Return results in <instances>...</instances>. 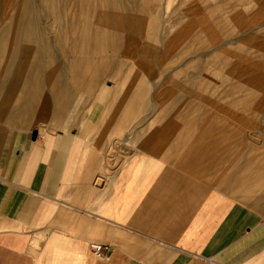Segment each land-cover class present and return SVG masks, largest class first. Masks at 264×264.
<instances>
[{
	"label": "crops",
	"instance_id": "1",
	"mask_svg": "<svg viewBox=\"0 0 264 264\" xmlns=\"http://www.w3.org/2000/svg\"><path fill=\"white\" fill-rule=\"evenodd\" d=\"M83 24L75 36L113 28ZM16 58L0 55V264H264V148L225 150L210 116L167 114L165 101L137 116L149 102L85 100L97 87L77 82L58 81V106L69 105L55 124L19 126L2 111L7 84L25 122L46 115L49 95L17 89ZM142 142L157 154L131 149ZM93 242L107 247L101 256Z\"/></svg>",
	"mask_w": 264,
	"mask_h": 264
},
{
	"label": "rangeland",
	"instance_id": "2",
	"mask_svg": "<svg viewBox=\"0 0 264 264\" xmlns=\"http://www.w3.org/2000/svg\"><path fill=\"white\" fill-rule=\"evenodd\" d=\"M111 7L113 16L105 13ZM17 18L24 23L13 42L5 33ZM82 23L113 28H99L89 38L84 28L77 37L73 32ZM0 29L2 56L9 57V50L17 57V89L43 87L49 95L46 115L22 124L13 115L20 97L15 84H7L12 101L2 111L19 126L44 132L55 124L69 105L58 106V81L67 87L77 82L97 87L83 92L85 100L149 102L137 116L153 115L162 101L170 102L167 114L210 116V128L222 129L226 138L225 150H238V144L264 148V0H0ZM64 40L81 41L48 44ZM72 64L76 76L69 72ZM31 78L34 83H27ZM68 93L71 101L76 93ZM136 148L157 154L146 142Z\"/></svg>",
	"mask_w": 264,
	"mask_h": 264
},
{
	"label": "bare ground",
	"instance_id": "3",
	"mask_svg": "<svg viewBox=\"0 0 264 264\" xmlns=\"http://www.w3.org/2000/svg\"><path fill=\"white\" fill-rule=\"evenodd\" d=\"M91 2H97L96 0H90ZM19 2V1H18ZM111 2H112V0H111ZM118 2H119V0H118ZM99 3V2H98ZM110 5H112V3H110ZM15 7V6H14ZM33 7V6H32ZM20 17V16H19ZM25 21V20H24ZM107 22H109V19H107ZM23 20H21L20 18L18 19H16V20H13V21H11V23H10V25H9V27H8V31L5 33V37L6 38H8V39H12V41L14 40H17V39H20L19 38V36L21 35V33H19V28H21L22 26H23ZM70 28V27H69ZM24 29V27L22 28V30ZM25 31V30H24ZM20 34V35H19ZM118 34V33H117ZM21 37V36H20ZM13 41V42H14ZM69 41V40H68ZM17 42V41H16ZM14 44V43H13ZM69 44H76V43H74V42H70ZM0 51H2V48L0 49ZM5 54L6 55H12L13 54V52H10L9 50H6V52H5ZM0 55H1V52H0ZM3 71H4V69H3ZM6 71H7V68H6ZM6 71H4V72H6ZM69 84V83H68ZM64 85V84H63ZM34 87H35V85H34ZM70 87V86H69ZM71 88V87H70ZM46 91V90H45ZM59 92V91H58ZM55 95H56V93H55ZM45 101V100H44ZM39 103V102H38ZM46 103V102H45ZM45 105V104H44ZM47 105V104H46ZM45 105V106H46ZM39 107V106H38ZM45 109H47L46 107H45Z\"/></svg>",
	"mask_w": 264,
	"mask_h": 264
},
{
	"label": "built area",
	"instance_id": "4",
	"mask_svg": "<svg viewBox=\"0 0 264 264\" xmlns=\"http://www.w3.org/2000/svg\"><path fill=\"white\" fill-rule=\"evenodd\" d=\"M40 135V134H39ZM43 137V135H41ZM91 251L95 256H101L107 247L104 244L93 242L91 243Z\"/></svg>",
	"mask_w": 264,
	"mask_h": 264
},
{
	"label": "water",
	"instance_id": "5",
	"mask_svg": "<svg viewBox=\"0 0 264 264\" xmlns=\"http://www.w3.org/2000/svg\"><path fill=\"white\" fill-rule=\"evenodd\" d=\"M36 135H37V131L35 130L34 133H33V138H36ZM102 183H103V180L99 179L98 180V184H102Z\"/></svg>",
	"mask_w": 264,
	"mask_h": 264
}]
</instances>
